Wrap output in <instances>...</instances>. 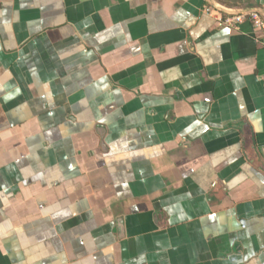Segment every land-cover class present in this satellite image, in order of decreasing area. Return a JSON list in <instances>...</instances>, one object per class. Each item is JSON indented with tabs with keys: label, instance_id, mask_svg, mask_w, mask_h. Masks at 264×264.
I'll return each instance as SVG.
<instances>
[{
	"label": "crops",
	"instance_id": "1",
	"mask_svg": "<svg viewBox=\"0 0 264 264\" xmlns=\"http://www.w3.org/2000/svg\"><path fill=\"white\" fill-rule=\"evenodd\" d=\"M264 0H0V264H264Z\"/></svg>",
	"mask_w": 264,
	"mask_h": 264
},
{
	"label": "built area",
	"instance_id": "2",
	"mask_svg": "<svg viewBox=\"0 0 264 264\" xmlns=\"http://www.w3.org/2000/svg\"><path fill=\"white\" fill-rule=\"evenodd\" d=\"M246 20L249 21L253 28L259 32L260 36L258 38L264 45V15L254 9L240 10L239 12L231 14V16L224 19L218 17L217 23L219 26L238 29V27Z\"/></svg>",
	"mask_w": 264,
	"mask_h": 264
}]
</instances>
